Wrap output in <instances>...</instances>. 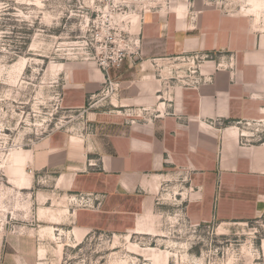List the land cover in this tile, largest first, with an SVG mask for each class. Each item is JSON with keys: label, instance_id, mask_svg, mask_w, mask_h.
<instances>
[{"label": "crops", "instance_id": "crops-1", "mask_svg": "<svg viewBox=\"0 0 264 264\" xmlns=\"http://www.w3.org/2000/svg\"><path fill=\"white\" fill-rule=\"evenodd\" d=\"M185 69L199 83L186 84ZM109 77L118 88L101 110L108 75L92 64L73 68L62 105L89 129L51 135L34 156L37 169L58 170V190L98 205L70 211L72 231L133 232L174 177L192 225L264 214V143H246L238 127L264 115V36L255 26L217 10L147 13L137 56ZM37 258L32 235L0 241V264Z\"/></svg>", "mask_w": 264, "mask_h": 264}, {"label": "rangeland", "instance_id": "rangeland-1", "mask_svg": "<svg viewBox=\"0 0 264 264\" xmlns=\"http://www.w3.org/2000/svg\"><path fill=\"white\" fill-rule=\"evenodd\" d=\"M201 10L244 18L264 36V0H0V241L32 235L38 264H264V214L192 225L176 197L181 177L163 185L164 201L133 232L84 237L69 220L86 207L57 189V169L34 166L51 135L89 129L62 105L74 67L92 64L113 77L137 56L145 14ZM99 99L101 110L111 107L106 85ZM238 127L246 143H264V115Z\"/></svg>", "mask_w": 264, "mask_h": 264}, {"label": "built area", "instance_id": "built-area-1", "mask_svg": "<svg viewBox=\"0 0 264 264\" xmlns=\"http://www.w3.org/2000/svg\"><path fill=\"white\" fill-rule=\"evenodd\" d=\"M187 62L190 63L189 60H187ZM187 73H188V76L185 78L186 84L187 83L188 84L189 83H193V84L199 83V80H195V79L190 78V74H191L190 69H188ZM107 75H108V72H107ZM106 86H107V88H109V91L112 92L113 95H114V92L118 88L117 85L115 83H113V81L110 79L109 75H108V84ZM76 197L78 198V201L81 204H83L86 208H97L98 207V205L97 206L95 205V201H93L89 197H87V198H84L83 196H76Z\"/></svg>", "mask_w": 264, "mask_h": 264}]
</instances>
